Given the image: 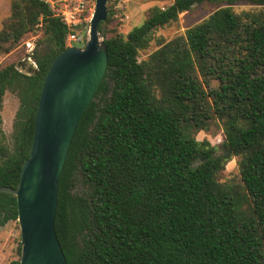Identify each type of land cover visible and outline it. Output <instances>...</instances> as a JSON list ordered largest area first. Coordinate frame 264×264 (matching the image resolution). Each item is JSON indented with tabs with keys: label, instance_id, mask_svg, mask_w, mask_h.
Masks as SVG:
<instances>
[{
	"label": "trees",
	"instance_id": "16d2710c",
	"mask_svg": "<svg viewBox=\"0 0 264 264\" xmlns=\"http://www.w3.org/2000/svg\"><path fill=\"white\" fill-rule=\"evenodd\" d=\"M240 1L263 10L236 12ZM204 2L224 5L139 60L156 28ZM107 10L99 28L109 65L59 181L55 228L68 264H264V0H172L126 37L106 34ZM40 23L48 47L35 52V72L0 66V125L6 92L20 101L11 142L0 126V186L19 182L68 28L44 1L13 0L0 30L9 52ZM214 116L225 120L221 154L188 130ZM232 156L244 196L217 178ZM17 219L16 196L0 192V225Z\"/></svg>",
	"mask_w": 264,
	"mask_h": 264
},
{
	"label": "water",
	"instance_id": "95a60500",
	"mask_svg": "<svg viewBox=\"0 0 264 264\" xmlns=\"http://www.w3.org/2000/svg\"><path fill=\"white\" fill-rule=\"evenodd\" d=\"M107 4L108 0H95L84 46H68L52 61L19 182L16 187L0 186V192L12 193L17 200L19 264H68L55 228L59 181L77 125L109 65L108 47L99 28L108 17ZM19 69L31 74L37 66L32 62L26 71Z\"/></svg>",
	"mask_w": 264,
	"mask_h": 264
},
{
	"label": "rangeland",
	"instance_id": "374dc122",
	"mask_svg": "<svg viewBox=\"0 0 264 264\" xmlns=\"http://www.w3.org/2000/svg\"><path fill=\"white\" fill-rule=\"evenodd\" d=\"M12 1L0 0V30L11 15ZM171 2L172 0H108L107 6H111L113 16L111 21L104 25V30L108 36L111 34H119L126 37L134 26L141 24L149 16L153 8L157 6L164 7ZM223 5V3L217 2L196 4L190 10L181 12L177 21L156 28L151 33L149 45L139 51V60L148 59L150 54L161 46V43L168 42L177 36L185 35L188 27L208 17L210 13ZM94 6L95 0H89V10H94ZM232 7L236 12L244 10L258 12L263 10L262 6L251 4L247 1H240L232 5ZM41 26L42 23L27 32L19 44L11 51H0V66L14 63L19 68L24 67L26 71L30 67V63L35 61V52L37 50L43 52L48 47L47 43L40 42V38L42 37ZM101 35L104 38L102 32ZM28 41H32L34 44V50L32 52L28 51V45L26 43ZM74 44L79 47L84 46V43L76 42ZM218 86L219 80L214 78L210 80L211 88H217ZM19 105L20 101L17 94L8 90L4 96V104L1 112L3 123L0 125L2 132L5 134V140L8 142H11L15 115ZM224 128L225 120L214 116L207 120L202 128L191 126L188 130L192 137H195L199 141L207 140L216 149V153L221 154V145L225 138ZM2 132H0V138L3 139ZM239 159V156H232L228 159L219 170L217 178L220 182L230 186L236 194L244 196L245 191L239 168ZM78 189L80 190L81 186H78ZM20 240L18 220H10L4 225H0V264H6L10 261L20 259L18 250Z\"/></svg>",
	"mask_w": 264,
	"mask_h": 264
},
{
	"label": "built area",
	"instance_id": "2783aa9c",
	"mask_svg": "<svg viewBox=\"0 0 264 264\" xmlns=\"http://www.w3.org/2000/svg\"><path fill=\"white\" fill-rule=\"evenodd\" d=\"M47 3L54 14L59 16L68 28L66 45L74 46V43H84L89 36V23L93 13L88 8L89 0H42ZM89 11V12H88ZM28 51L34 50L32 41L26 42ZM36 66V61H32Z\"/></svg>",
	"mask_w": 264,
	"mask_h": 264
}]
</instances>
